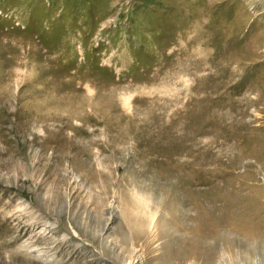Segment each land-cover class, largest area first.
Segmentation results:
<instances>
[{
	"label": "rangeland",
	"instance_id": "obj_1",
	"mask_svg": "<svg viewBox=\"0 0 264 264\" xmlns=\"http://www.w3.org/2000/svg\"><path fill=\"white\" fill-rule=\"evenodd\" d=\"M0 264H264V0H0Z\"/></svg>",
	"mask_w": 264,
	"mask_h": 264
}]
</instances>
